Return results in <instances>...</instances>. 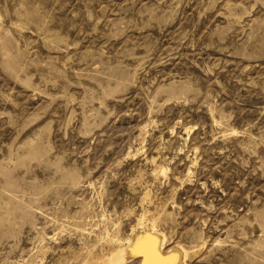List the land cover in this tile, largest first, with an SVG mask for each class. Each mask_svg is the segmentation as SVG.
I'll return each instance as SVG.
<instances>
[{
    "label": "rangeland",
    "instance_id": "obj_1",
    "mask_svg": "<svg viewBox=\"0 0 264 264\" xmlns=\"http://www.w3.org/2000/svg\"><path fill=\"white\" fill-rule=\"evenodd\" d=\"M152 226L264 264V0H0V264H108Z\"/></svg>",
    "mask_w": 264,
    "mask_h": 264
},
{
    "label": "bare ground",
    "instance_id": "obj_2",
    "mask_svg": "<svg viewBox=\"0 0 264 264\" xmlns=\"http://www.w3.org/2000/svg\"><path fill=\"white\" fill-rule=\"evenodd\" d=\"M164 240V235L153 226L146 228L139 235L133 232L129 239V248L134 251L118 248L110 257L108 264H126V261L137 253L143 255V264H186L187 249L175 245L164 254L162 251L165 246Z\"/></svg>",
    "mask_w": 264,
    "mask_h": 264
}]
</instances>
